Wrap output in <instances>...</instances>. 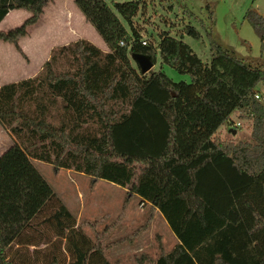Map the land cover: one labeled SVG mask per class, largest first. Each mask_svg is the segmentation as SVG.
Here are the masks:
<instances>
[{
    "label": "trees",
    "instance_id": "1",
    "mask_svg": "<svg viewBox=\"0 0 264 264\" xmlns=\"http://www.w3.org/2000/svg\"><path fill=\"white\" fill-rule=\"evenodd\" d=\"M50 1L0 0V20L12 8L29 12L20 24L0 29V40L12 42L26 57L18 40ZM124 3L114 1L122 13ZM80 6L100 29L93 8ZM186 10L196 17L188 5ZM246 16L261 39L258 63L213 37L211 58L202 65L183 35L165 34L157 44L143 43L136 29L116 26L112 37L103 33L113 48L123 41L132 53H144L154 64L161 55L162 65L189 73L190 80H175L163 68H151L140 80L115 50L104 51L81 38L58 50L73 55L74 69H54L52 53L41 78L0 85V122L16 121L18 128H27L35 142L52 150L56 168L72 159L95 180L127 186L129 195L151 205L141 229L157 209L163 213L181 242L157 258L144 252L137 264H264V102L254 96L258 83L264 82V13L249 8ZM184 33L201 36L193 24ZM55 97H62L67 109L57 124L47 119L42 101L47 98L51 104ZM111 100L128 101L129 107L120 111L109 105ZM236 108L253 118L251 138L238 142L216 134ZM83 115L98 123L99 134L73 132L70 120ZM36 156L50 160L48 153ZM45 209L49 212L41 222L54 235L44 240L50 249L35 248L43 249L42 264H67L66 251L69 264H117L106 257L110 243H104V233L97 232L94 240L84 231L27 148L14 142L0 154V264H34L9 249L14 241L38 245L26 228Z\"/></svg>",
    "mask_w": 264,
    "mask_h": 264
},
{
    "label": "rangeland",
    "instance_id": "2",
    "mask_svg": "<svg viewBox=\"0 0 264 264\" xmlns=\"http://www.w3.org/2000/svg\"><path fill=\"white\" fill-rule=\"evenodd\" d=\"M114 1H126L123 13L115 7ZM81 3L87 8H93L94 20L101 22L100 29L86 17L80 6ZM50 4H48L46 15L47 21L52 22V33L49 38L61 37V42L55 40L56 44L50 52V55L56 53L55 59L52 61L56 70L76 67L73 55L68 50L58 51L60 47L81 38L91 37L88 40L94 42L104 51L115 50L118 58L128 64L132 72L140 80H143L144 72L130 48L123 46L121 41L113 48L105 40L103 33L112 37V31L116 26H122V30L129 32L136 29L140 32L142 40L146 39L147 42L155 44L165 34L176 37L183 35L184 40L202 58V65L207 64L211 58L213 37L223 46L239 56H245L253 63H258V59L255 58L261 57V39L246 16V12L249 8H255L264 13V0H100L98 2L92 0H58L54 2L53 0ZM186 5L196 14V17L189 16L187 10L185 11ZM212 10L213 15H211ZM25 11L26 9L17 8L16 13L12 12L9 15V23H13L14 19L17 20V16ZM188 24H193L200 30L199 38L184 33V28ZM42 25L43 22L35 29V35ZM3 50L5 48L0 47V51ZM11 67H9L11 71L18 68ZM9 68L0 66V73L9 72L12 76ZM153 68H163L175 80H190L189 73L179 72L168 64L162 65L161 55L158 56V61ZM20 69L22 71L20 75H13L17 76V79H24L27 76L39 79L45 73L44 63L40 66ZM257 88L260 94L258 99L264 102V82H259ZM42 101L47 104L45 112L47 119L57 124L61 118L62 122L67 111L62 97L61 99L55 97V102L51 104L47 98ZM110 104L120 111L129 107L128 101L122 100H111ZM245 114H247L245 109L236 108L233 110L231 119L219 126L216 134L237 142L251 138L253 118ZM15 124L16 121L6 125L0 122V154L14 142L27 148L37 169L52 185L60 199L71 209L77 218V223L81 224L84 231L94 240L98 236L97 232L104 233V243H110L106 249V257L111 262L137 264L136 259L142 253L145 252L157 258L162 252L171 250L177 244L176 234L159 209L154 212L151 222L141 229L150 215L151 205L147 201H142L141 197L137 195H129L127 186L107 179L95 180L88 173L77 169L76 161H72V159L68 160L67 166L56 168L51 161L54 158L52 150L41 147L39 142H35L37 140L35 135L30 133L27 128H18ZM98 126L95 120L85 118L84 115L69 122V127L73 128V132L81 136L99 134ZM33 142L34 146L30 145ZM47 153L50 155V160L36 156L39 154L43 157ZM48 209H45L33 220V226L30 225L26 228V232H29L28 234L32 236L33 240H38V245H20L14 241L9 249L10 253L14 252L18 256L20 252L24 258H28L27 260H34V264L44 263L40 256L42 255L40 251L43 249L35 248L50 249V245L45 246L44 240L45 237H53L54 231L49 228L47 222H41L49 212ZM62 245V250L66 251L65 242ZM65 255L67 256L66 263L69 264L67 251Z\"/></svg>",
    "mask_w": 264,
    "mask_h": 264
},
{
    "label": "crops",
    "instance_id": "3",
    "mask_svg": "<svg viewBox=\"0 0 264 264\" xmlns=\"http://www.w3.org/2000/svg\"><path fill=\"white\" fill-rule=\"evenodd\" d=\"M57 1L58 0H54V2H57ZM52 2L53 0H51L48 4L50 3L52 4ZM48 4L44 7L43 13L41 14L38 22L30 25L28 27V33L24 36H21L18 40V43L21 49L26 54V58L20 54V52L16 49L14 44L7 42V41L5 42V41L0 40V47L5 48V50L0 51V66L5 67L7 69L11 66L18 67L16 69H13L12 71L9 68L10 71L12 72V76L15 74L20 75L22 72L20 71L21 70L20 68H24V67L31 68L36 65L38 66L42 65L49 58L50 52L52 51V48L56 44L54 43L55 40H60L61 37L60 38L58 37L49 38L50 34L52 33V22L50 23L47 21L46 15L48 11L47 10ZM16 9L17 8H12L8 10V12L0 20V29L7 30L9 28H12L20 24L29 15V12L26 10L25 12L17 16V20L14 19L13 23H9L10 22L9 15L12 12L16 13L15 12ZM21 18L23 19L20 21ZM42 22H43V25L40 27V30L37 33V35H35L34 34L35 29L38 28V25H40ZM86 38L90 39L91 37L90 38L86 37ZM12 76H11V73L9 72L0 73V85L7 83V82L17 81L21 79V78L17 79L18 78L17 76L16 77L14 76L12 77ZM28 77L30 76H27V78ZM176 238L178 239L177 243L181 242L177 236Z\"/></svg>",
    "mask_w": 264,
    "mask_h": 264
},
{
    "label": "water",
    "instance_id": "4",
    "mask_svg": "<svg viewBox=\"0 0 264 264\" xmlns=\"http://www.w3.org/2000/svg\"><path fill=\"white\" fill-rule=\"evenodd\" d=\"M133 56L137 60V62L140 64V67L144 73L148 72L151 68L154 66L153 60L144 53H133Z\"/></svg>",
    "mask_w": 264,
    "mask_h": 264
},
{
    "label": "built area",
    "instance_id": "5",
    "mask_svg": "<svg viewBox=\"0 0 264 264\" xmlns=\"http://www.w3.org/2000/svg\"><path fill=\"white\" fill-rule=\"evenodd\" d=\"M146 42H147V40L144 39V40H143V43H146ZM121 43L123 44V41H121ZM254 96H255L256 98H259V97H260L259 92L257 91V92L254 94Z\"/></svg>",
    "mask_w": 264,
    "mask_h": 264
}]
</instances>
